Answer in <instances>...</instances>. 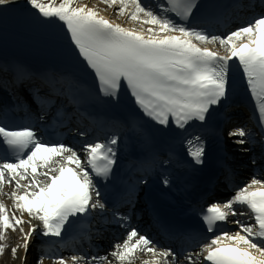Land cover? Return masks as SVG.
<instances>
[{
	"label": "snow or ice",
	"instance_id": "snow-or-ice-1",
	"mask_svg": "<svg viewBox=\"0 0 264 264\" xmlns=\"http://www.w3.org/2000/svg\"><path fill=\"white\" fill-rule=\"evenodd\" d=\"M100 2L138 26L116 23L81 0H26L20 24L45 44L52 63L39 71L20 63L3 68L13 88L6 89L12 104L0 103V196L12 207L0 200V255L11 230L20 233L11 249L20 264L33 239L47 246L37 264H136L141 257L142 264H264V0H245L252 15L239 24L223 0ZM20 8V0H0V18ZM241 87L255 101L256 128L236 127L228 136L259 171L238 183L225 169L234 194L194 207L199 219L191 223L165 222L153 210L171 242L162 245L131 223L140 194L156 186L210 194L201 188L210 153L193 130L211 131L213 114ZM125 99L127 118L106 115ZM49 117L69 133L75 127L79 150L47 138ZM130 143L142 153L124 169ZM98 217L124 229V238L107 255L77 254L84 240L92 247L86 225ZM53 246L73 254L53 258Z\"/></svg>",
	"mask_w": 264,
	"mask_h": 264
},
{
	"label": "bare ground",
	"instance_id": "bare-ground-1",
	"mask_svg": "<svg viewBox=\"0 0 264 264\" xmlns=\"http://www.w3.org/2000/svg\"><path fill=\"white\" fill-rule=\"evenodd\" d=\"M26 2V0H20V4H22V3H25ZM91 1L89 0H86V5L87 6H89L90 7V5H89V3H90ZM109 15V14H108ZM114 21L116 22V21H118L119 22V19H116V18H114ZM123 24V23H122ZM124 25V24H123ZM126 27H133V26H136V25H133V24H127V25H125ZM211 46H213V45H211ZM214 47V46H213ZM216 49H218V48H216ZM10 189V190H9ZM12 189L10 188V187H5V189H4V191L5 192H10ZM7 202H8V204H11L12 205V201L10 200V199H8L7 200ZM17 215H19V213H17ZM24 219L25 220H27L28 219V217H27V215L25 214V216H24ZM24 227H25V230L27 231V228H28V225L27 224H25L24 225ZM18 235V239H17V243H16V245L17 244H20L22 241H21V239H20V234H17ZM34 240V239H33ZM32 240V241H33ZM32 241H30V245H29V247L32 245H34L33 243H32ZM15 245V246H16ZM18 254L20 255V256H23L24 255V253H23V249L21 248V249H19V251H18ZM29 256H28V254H27V258H28ZM142 259H146V258H143V257H141V259H139V260H137L136 261V264H142ZM28 260V259H27ZM16 264H20V261L18 260V259H16ZM26 264H28V262H26ZM44 264H48L47 263V261H44Z\"/></svg>",
	"mask_w": 264,
	"mask_h": 264
},
{
	"label": "rangeland",
	"instance_id": "rangeland-1",
	"mask_svg": "<svg viewBox=\"0 0 264 264\" xmlns=\"http://www.w3.org/2000/svg\"><path fill=\"white\" fill-rule=\"evenodd\" d=\"M8 261V257H4L3 260L0 262V264H7ZM13 262L11 261L10 264H12Z\"/></svg>",
	"mask_w": 264,
	"mask_h": 264
}]
</instances>
